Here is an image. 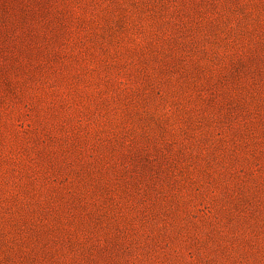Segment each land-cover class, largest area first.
Returning <instances> with one entry per match:
<instances>
[{"label":"rangeland","instance_id":"1","mask_svg":"<svg viewBox=\"0 0 264 264\" xmlns=\"http://www.w3.org/2000/svg\"><path fill=\"white\" fill-rule=\"evenodd\" d=\"M0 264H264V0H0Z\"/></svg>","mask_w":264,"mask_h":264}]
</instances>
